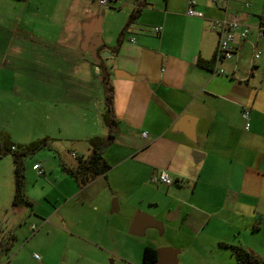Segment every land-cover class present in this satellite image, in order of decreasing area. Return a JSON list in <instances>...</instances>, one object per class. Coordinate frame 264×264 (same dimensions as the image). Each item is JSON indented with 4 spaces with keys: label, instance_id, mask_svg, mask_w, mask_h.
<instances>
[{
    "label": "crops",
    "instance_id": "0c3cea01",
    "mask_svg": "<svg viewBox=\"0 0 264 264\" xmlns=\"http://www.w3.org/2000/svg\"><path fill=\"white\" fill-rule=\"evenodd\" d=\"M194 1L202 16L187 14L189 0H14L15 10L31 16L28 23L18 16L11 38L35 46L45 65L42 93L58 94V104L45 108L62 126L50 138L70 142L74 150L76 162L61 161L66 167L76 168L78 158L91 155V138L109 135L102 116L111 90L117 124L102 150L111 169L91 182L106 180L119 209L121 201L147 190L164 198L168 218L179 220L169 228L184 238L257 252L247 237L233 239L264 222V46L256 36L258 24L264 25V0ZM232 14L244 17L248 40L240 42L236 31L234 58L202 68L198 60H212L217 50L213 21ZM95 36L102 40L97 53H111L101 62L89 51ZM255 43L263 55L259 62L252 60ZM244 109L250 111L248 129ZM185 114L195 118L192 137L176 125ZM194 151L203 158L195 161ZM161 171L173 178L171 185L151 183ZM43 172L39 176L50 183ZM85 186L76 185L86 200ZM133 186L136 193L129 191Z\"/></svg>",
    "mask_w": 264,
    "mask_h": 264
},
{
    "label": "rangeland",
    "instance_id": "374dc122",
    "mask_svg": "<svg viewBox=\"0 0 264 264\" xmlns=\"http://www.w3.org/2000/svg\"><path fill=\"white\" fill-rule=\"evenodd\" d=\"M14 5V0H0V140L9 135L18 146L58 137L62 126L45 108L58 104V94L42 93L47 84L45 65L34 53L35 46L24 42L18 45L19 41L11 38L18 16L22 15L21 23H28L26 19L31 16L28 11L20 14ZM9 38L13 41L7 43ZM261 70L264 74V65ZM70 146L61 138L50 140L47 148L23 158L25 194L32 207H13V156L0 158V248L10 245L13 229L17 234L9 256L3 255L0 264H141L146 246L170 249V261L157 264H237L231 250L215 240L203 245L172 231L169 226L175 228L179 220H170L166 200L154 197L149 190L136 194L134 201H121L119 209L117 196L111 194L103 179L86 184L83 189L90 197L82 198L78 183L61 166L63 159L76 162ZM35 162L52 177L50 183L31 169ZM129 191L136 193L137 189L133 186ZM138 212L153 222L133 233L131 223ZM32 225L37 231H31ZM255 225L262 228L253 224L247 233L233 240L244 241L247 237L257 252L248 250L264 259V222Z\"/></svg>",
    "mask_w": 264,
    "mask_h": 264
},
{
    "label": "trees",
    "instance_id": "16d2710c",
    "mask_svg": "<svg viewBox=\"0 0 264 264\" xmlns=\"http://www.w3.org/2000/svg\"><path fill=\"white\" fill-rule=\"evenodd\" d=\"M217 50L215 56L210 61L198 60L199 66L207 70H213L217 61ZM112 91L109 90L106 97V112L102 116L103 123L109 128V135L107 138L93 137L89 140V144L92 150L91 155L88 158H78V165L76 168L66 167L65 164L61 162L62 169L72 176L78 183V186L82 187L87 183L91 182L98 176H105L111 166L106 162L102 155V150L105 146L111 143L114 138V128L116 127L117 120L112 111ZM52 140L48 137L32 142L27 145L16 146L11 140L9 135H5L0 140V158L11 154L13 156L14 164V196L12 200L13 207L29 206L32 207V201L27 198L25 194V173L23 158L25 156L36 153L37 151L47 148L49 141ZM18 148L20 150H18ZM40 165V164H39ZM41 166V165H40ZM42 169V166H41ZM43 170V169H42ZM44 173V172H43ZM43 175V174H41ZM11 233H13L11 231ZM9 235L11 244L0 248V261L3 255L9 256V251L13 246V242L16 239L14 234ZM220 246L231 250L234 255L237 264H264V259L254 254L247 248L239 245H228L225 243H220ZM158 262V251L151 247L146 246L141 264H157Z\"/></svg>",
    "mask_w": 264,
    "mask_h": 264
},
{
    "label": "built area",
    "instance_id": "2783aa9c",
    "mask_svg": "<svg viewBox=\"0 0 264 264\" xmlns=\"http://www.w3.org/2000/svg\"><path fill=\"white\" fill-rule=\"evenodd\" d=\"M111 0H98V2L102 5L108 3ZM214 4L222 3L223 0H210ZM195 1L189 0L187 7V14L189 16H202V13L197 12L194 9ZM245 8L249 9L250 4L246 3ZM243 16H234L227 15L224 19H216L212 23L213 29L218 33L219 40L217 45V60H231L234 58L236 52L238 51L237 45H235V33L239 32V40L240 42H245L248 40L250 34V28L242 23ZM155 33H159L161 31L160 27H156L153 29ZM256 36L257 40L262 42L264 46V25L258 24L256 27ZM252 52V60L253 62L259 59L262 56V51L257 49V44L253 45ZM254 65L252 64V68ZM221 73H225V71L221 70ZM242 118L245 121V129H248L250 126V111L248 109H244L242 112ZM143 136H146V132H143ZM33 169L38 172V174H43V170L39 164H35ZM152 184H161L165 186H169L173 183V178L166 171H161L155 175H153L150 179ZM37 228L33 225L31 227V231L35 232ZM35 258H38L37 255H34Z\"/></svg>",
    "mask_w": 264,
    "mask_h": 264
},
{
    "label": "water",
    "instance_id": "95a60500",
    "mask_svg": "<svg viewBox=\"0 0 264 264\" xmlns=\"http://www.w3.org/2000/svg\"><path fill=\"white\" fill-rule=\"evenodd\" d=\"M102 40L101 38L95 36L92 40H91V45L89 47V51L91 52L93 58H96L97 62H101L104 58H107L111 55L109 50H103V52H101L98 56L97 54V48H99L101 46ZM194 117L189 115V114H185L183 115L179 121L177 122V127H179V129L184 132L187 136L192 137L193 136V125H194ZM193 156L195 158V161H198L200 159L203 158V154L198 152V151H194L193 152ZM113 207H117L116 202H114ZM152 219L141 214V213H136L132 223H131V228L130 231L133 233L139 232L140 229L148 223H152ZM158 251V262L160 261H170L169 260V251L170 249L168 248H164L161 250H157ZM157 262V263H158Z\"/></svg>",
    "mask_w": 264,
    "mask_h": 264
},
{
    "label": "flooded vegetation",
    "instance_id": "af4514ba",
    "mask_svg": "<svg viewBox=\"0 0 264 264\" xmlns=\"http://www.w3.org/2000/svg\"><path fill=\"white\" fill-rule=\"evenodd\" d=\"M97 54H99V53H97Z\"/></svg>",
    "mask_w": 264,
    "mask_h": 264
}]
</instances>
